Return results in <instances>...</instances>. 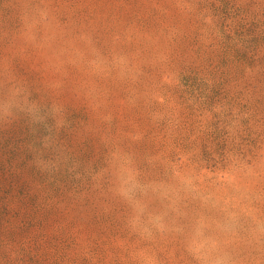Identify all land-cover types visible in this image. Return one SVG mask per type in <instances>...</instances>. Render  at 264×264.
<instances>
[{
  "label": "rangeland",
  "instance_id": "rangeland-1",
  "mask_svg": "<svg viewBox=\"0 0 264 264\" xmlns=\"http://www.w3.org/2000/svg\"><path fill=\"white\" fill-rule=\"evenodd\" d=\"M0 264H264V0H0Z\"/></svg>",
  "mask_w": 264,
  "mask_h": 264
}]
</instances>
